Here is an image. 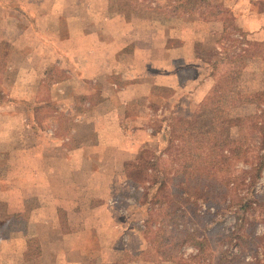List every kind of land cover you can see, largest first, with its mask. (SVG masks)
Masks as SVG:
<instances>
[{
    "label": "rangeland",
    "instance_id": "1",
    "mask_svg": "<svg viewBox=\"0 0 264 264\" xmlns=\"http://www.w3.org/2000/svg\"><path fill=\"white\" fill-rule=\"evenodd\" d=\"M2 1L9 4L10 7L7 8L5 5L0 7V29L2 25L7 28L6 33L2 34L7 38L0 41V213L8 211L6 204L8 200L10 202L16 200L18 186L25 184L23 189H25L26 198L34 197L37 192L34 182L36 167L42 169H48L50 166L52 168L62 167L57 166L62 163L60 158H63L62 155L65 154V150L62 148L75 146L74 141H64L66 133L68 134L67 131L73 127L75 131L88 133L85 135V141H82L84 146L88 143L94 147L99 132L107 133V139L115 136L116 140L114 139L113 144L116 146L121 132L123 134L132 132L134 127L143 124L148 128L149 134L153 133V137L146 140L141 147L145 146L144 149H149L155 156L168 158L169 153L164 150L166 147L164 140L170 125V118L185 117L193 111L194 107L186 110L185 113L178 114L174 112L176 110L170 109L172 104L170 100L151 99L146 103L145 99L141 97L132 100L127 105L123 104V99H125L123 92L127 88L126 86L132 82L135 85L134 82H137L141 77L144 79L146 73L150 70L153 71L151 69L153 61L147 60L146 50L144 52L143 49H148L150 46L158 48V43L165 40L166 33L169 37L176 39L172 38L167 42L171 45L178 44L177 39L179 38L180 41V37L188 39L192 36H199L203 38L204 44L194 45V52L200 56L204 64L208 65L205 66V73H210L215 82H218L219 79L218 83L225 80L226 86L232 90L227 102L228 115L246 116L260 114L261 109L264 111V104H261L260 109L256 107V93L264 90V59L250 57L247 54L248 48L251 50L249 43L258 42L264 45V25H258L256 21L254 24L241 26L242 19L247 16V13L243 11L247 8L256 12H249L250 15L261 13L264 18V0H251V4L248 0H207L208 5L196 1L195 8L187 6L190 8L188 10L196 9L197 12L201 10L205 19L197 17L194 12L189 15V11L184 10V7L177 8L181 3L178 0H85L86 4L90 3L91 13H93L90 17L92 26L93 21L102 14L101 10H97V8H103L105 5L107 8L105 7L103 10L105 11L103 16L118 19L117 25L120 22L123 24L126 20L135 22L133 29L137 35V54L133 55L131 52L133 44L125 46L123 57L117 60L102 62L96 58V54H92V58L95 55V59L90 60L89 72L93 76L94 73L99 72L98 67L101 69L102 66H105L106 75L101 78L96 76L83 78L74 73V71L81 70L86 64H82V60L77 58H70L73 45L67 49L68 45L64 43H53V46L36 44L35 32L39 30L40 26H35V22L30 17L25 19L21 16L24 13L19 9V6L28 8L30 0H0V3H3ZM73 2L75 0L44 1V3H50L62 11L65 9L64 5ZM78 3L80 4V1ZM33 5L36 6V3ZM63 12L67 15L71 14ZM217 19L221 23V29L218 28V32L214 34L213 32L217 28L203 21L211 22ZM195 20L202 21L203 25L195 24L193 22ZM106 23V30H108L109 26ZM77 27L78 23H73L68 28L64 21L57 20L52 22V27L42 26L40 29L49 38L66 39L67 28L70 29V32H74ZM75 34L71 35L72 39L76 37ZM186 73H191V70H186ZM223 74L225 76L221 78L220 75ZM150 92L154 96L160 97L164 93L159 88H151ZM142 103L144 106L148 104L146 111L143 109ZM165 109L171 111L165 117L166 120L162 122ZM135 113H137L136 115L146 114L148 122L146 124L139 121L133 122ZM123 115L125 116L123 117ZM82 118L91 121L86 125L77 123ZM261 120H263L261 123L264 124V117ZM241 134L240 129L235 127L223 132L220 136L225 147H233L240 145L243 141ZM257 138L256 133H249L253 154L255 152L263 154L264 148L258 147ZM101 141L100 147L103 149L101 155L97 156L91 152L89 160L91 170L96 165L106 169V166L113 164L109 162L110 158L112 161L116 159L115 164H117L118 159L125 158L130 149L127 142L122 141L121 147L113 146V151H108L112 155V157H108L105 155L106 150L102 144H110L108 140L102 139ZM43 152L53 153V155L45 156ZM126 162L123 163V168ZM236 165L235 168L242 166L241 162ZM101 173L103 176L99 179L100 187L107 180V172L99 171V174ZM92 185L93 178L91 176V187L88 194L90 198H85L86 195H84V200H89L91 205L96 199L94 197L100 195V191H104L108 195L106 185L104 188L102 187L103 189L92 187ZM124 186L119 196L121 203L117 204V209L129 216L132 225H134V219L141 216L146 217L142 204L146 200L144 188L147 184L145 182L144 188L141 186L137 191L130 185H128L129 190ZM243 187L239 195H244L248 190V186ZM263 188L264 168L253 185L254 191L258 190V193H261ZM39 191L44 193L45 189H39ZM78 193L80 195V191ZM232 197L233 201H237L234 196H230V198ZM129 199L135 200L137 203L135 205L131 204L132 202L128 203ZM32 206L33 200L29 204V207ZM237 208L239 207L232 202L228 208L220 209L214 218L217 223L211 227L210 234L216 235L215 233L234 229L239 218L257 216L259 221L257 220L253 231L257 235L264 236V208L256 209V206L252 204L246 213L236 211ZM208 223L210 222L205 225ZM158 227V223H155L154 227L153 225L150 227L153 234H148V243L149 241L155 243L154 240L157 244L162 243L164 238L172 235L167 228V231L160 232L156 236L158 232L155 231ZM214 239L221 240L219 234ZM30 243L34 244V240L31 239ZM178 247L173 250L172 254L186 259L182 261L181 258H176L179 261L177 264H211L216 255H213L211 261L197 262L196 260H200L202 257L197 256L196 248L188 244ZM149 255H152L149 258H153V255L156 257L153 250L149 251ZM244 258H248V255Z\"/></svg>",
    "mask_w": 264,
    "mask_h": 264
},
{
    "label": "crops",
    "instance_id": "2",
    "mask_svg": "<svg viewBox=\"0 0 264 264\" xmlns=\"http://www.w3.org/2000/svg\"><path fill=\"white\" fill-rule=\"evenodd\" d=\"M30 1L31 3L27 5L30 9L25 6H19V9L24 13L21 16L25 19L30 17L35 22V26L52 27V22L57 20L64 21L68 28L71 24L78 23V31L70 32L67 28L66 39L49 38L42 33L40 27L35 32V38L36 44L42 46L64 43L68 45L66 46L68 49L73 45L70 58H77L82 60V64H86L74 73L83 78L94 76L101 78L106 75L105 66L101 69L98 67L99 72L94 73L93 76L90 74L88 65L90 60L95 59V55L92 58V54H96V58L102 62L117 60L123 57V48L131 44L134 45L131 52L133 55L137 54V35L133 29L135 22L126 20L123 24L120 22L117 25L118 19L103 16L106 5L103 8H97L102 14L93 21L92 26L90 17L93 13H91L90 3L86 4L85 0H75L73 3L64 5L63 11L71 13L70 15L50 3H44L45 0ZM248 1L251 4V0ZM33 3H36V6ZM4 5L7 8L10 7L7 3H0V7ZM243 12L247 13V16L242 19L241 26L254 24L256 21L258 25H264L261 13L250 15L249 12H254L250 8ZM193 22L197 25L202 24L200 20ZM203 22L217 28L214 34L218 32V28L221 29L218 19ZM105 23L109 26L108 30H106ZM31 29L34 30L32 27ZM0 30V41H3V38L7 37L2 34L6 33L7 28L2 25ZM73 33H76V37L72 39ZM172 38L175 39L166 33L165 40L158 43V48L150 46L148 49H143L144 52L146 50L147 60L153 61L151 66L153 71L146 73L144 79L141 77L134 82L135 85L132 82L126 86L123 92L124 105L140 97L144 98L146 103L151 99H164L170 100L172 102L170 109L176 110L174 112L179 114L196 107L204 100L215 81L210 73L204 71L207 64H204L200 56L194 52V45L204 44L203 38L199 36H192L188 39L180 37V41L179 38L177 39L178 44H167ZM55 53L58 52L55 51ZM186 70H191V73H186ZM151 88H159L164 93L161 97L154 96L150 92ZM147 106L148 104L144 106L142 103L145 111ZM170 109H165L166 111L163 112L162 122L166 120L165 117L170 113ZM136 114H134L133 122L139 121L145 124L148 122L146 114ZM89 121L91 120L82 118L77 123L86 125ZM73 123L77 124L74 121ZM147 129L142 124L134 127L132 132L124 134L121 132L116 146L113 144L114 139L116 140L115 136L107 139V133L99 132L94 147L88 143L84 146L82 142L85 141V135L88 133L75 131L74 127L69 129L64 141H74L75 146L62 148L65 154L62 155L63 158H60L62 163L57 165L62 167L52 168L50 166L48 169L36 167L34 182L37 192L34 197L26 198L25 189H23L25 184L18 186L16 200L14 202L8 200L6 202L8 211L0 213V264H174L170 260L159 257L149 258L152 255H149L151 249L148 238L145 236L146 217H137L134 219L135 224L132 225L130 217L117 209V204L121 203L119 196L123 185L129 190L123 173V163L133 159L138 150L145 147H141L145 141L152 139L153 133L149 134ZM102 139L108 140L110 144H102L106 150L105 155L108 157H112L108 151H113V146L121 147L122 141L127 142L129 152L125 158L118 159L117 164H115L116 159L112 161L110 158L109 162L113 164L106 166V169L96 165L91 170L89 161L91 152L97 156L101 155ZM43 154L53 155V153L44 152ZM99 171L107 172L106 183L101 187L99 179L103 173L99 174ZM91 176L93 178L92 187L103 189L106 185L108 189V195L100 191V195L94 197L96 199L93 200L92 205L89 204V200H84V195H86L85 198H90L88 194L91 187ZM39 189H45L44 193ZM63 191L65 192L62 193ZM32 200L33 206L29 207ZM127 202H132L133 205L137 203L132 199ZM31 239L34 240V244L30 243ZM31 251L34 258L27 259Z\"/></svg>",
    "mask_w": 264,
    "mask_h": 264
},
{
    "label": "trees",
    "instance_id": "3",
    "mask_svg": "<svg viewBox=\"0 0 264 264\" xmlns=\"http://www.w3.org/2000/svg\"><path fill=\"white\" fill-rule=\"evenodd\" d=\"M178 1L181 3L177 8L184 7L189 15L194 12L205 19L201 10L188 9L195 8L196 1L208 5L207 0ZM249 45L251 50L248 48L247 54L250 57L264 59L263 44ZM224 76L220 75L221 78ZM218 82L189 115L170 118L164 140L168 158L155 156L149 149L142 148L124 164L123 173L128 185L137 191L145 182L147 184L143 187L146 200L142 204L146 215L145 236L153 234L150 227L155 223L159 226L156 236L167 228L172 234L162 243L149 241L150 249L156 253L154 259L159 257L177 264L181 257L173 255V250L188 244L196 248L199 258L202 257L197 262L211 261L216 254L211 264H264V236L253 231L259 221L257 216L239 218L235 231L227 229L215 233L219 234L220 241L210 234L211 227L217 223L216 214L232 202L239 207L236 211L242 213H246L252 204L256 209L264 208V188L261 193L253 189L264 168V153L253 154L249 139V133H256L258 147L264 148V124L261 123L264 111L261 109L260 114L246 116L228 115L227 102L232 90L225 80ZM261 104H264V90L256 93L257 109ZM235 127L240 129L243 141L238 146L225 147L220 135ZM238 162L242 166L235 168ZM243 186H248V190L239 195ZM207 222L210 223L205 225ZM32 254L31 251L27 259L34 258ZM246 255L248 258L245 259ZM185 259L181 258L182 261Z\"/></svg>",
    "mask_w": 264,
    "mask_h": 264
}]
</instances>
